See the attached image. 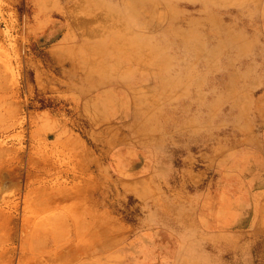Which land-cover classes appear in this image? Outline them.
I'll use <instances>...</instances> for the list:
<instances>
[{"label":"rangeland","instance_id":"374dc122","mask_svg":"<svg viewBox=\"0 0 264 264\" xmlns=\"http://www.w3.org/2000/svg\"><path fill=\"white\" fill-rule=\"evenodd\" d=\"M0 264H264V0H0Z\"/></svg>","mask_w":264,"mask_h":264}]
</instances>
